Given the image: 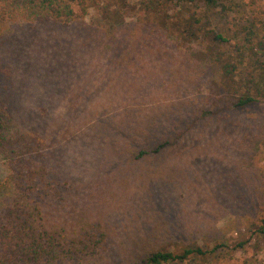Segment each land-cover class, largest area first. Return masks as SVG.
<instances>
[{
  "label": "rangeland",
  "instance_id": "374dc122",
  "mask_svg": "<svg viewBox=\"0 0 264 264\" xmlns=\"http://www.w3.org/2000/svg\"><path fill=\"white\" fill-rule=\"evenodd\" d=\"M220 2L229 12L217 8L212 26L234 36L228 48L241 65L236 80L244 91L248 80L262 75L255 50L242 37L251 30L252 44L264 48V0ZM125 15L131 27L136 17ZM97 21L90 11L77 27L0 25L13 129L44 139L45 161L66 184L63 202L45 203V219L58 222L76 208L101 218L110 233L95 256L68 264H144L160 246L175 252L211 248L224 245L226 237L249 240L246 250H218L208 264L248 258L264 264V234L255 235L264 219V99L235 109L237 95L226 94L204 65L185 59L182 42L165 41L173 57L154 42L162 54L132 55L130 68L126 61L117 64L123 38L107 45L90 39ZM149 45L143 38L139 46ZM152 113L156 125L147 135L135 134L136 152L145 148L148 154L132 159L119 146L126 140L134 145L135 122L152 123ZM8 173L0 161V181Z\"/></svg>",
  "mask_w": 264,
  "mask_h": 264
},
{
  "label": "trees",
  "instance_id": "16d2710c",
  "mask_svg": "<svg viewBox=\"0 0 264 264\" xmlns=\"http://www.w3.org/2000/svg\"><path fill=\"white\" fill-rule=\"evenodd\" d=\"M217 8H221L224 15L229 12V7L220 0H0V25L23 22L33 26L77 27L83 24L90 11H94L98 23H92L94 28L89 38L101 39L107 45L117 42L116 37L121 36L124 46L121 49L127 58L122 54L116 61L117 64L126 61L127 67L135 63L132 55H146L148 52L160 55L164 48L168 53L166 58L173 57L164 45L165 41L178 46L182 42L185 48L180 45L179 51L185 59L196 66L204 65V70L208 69L217 76L226 94H233V98L234 94L237 95V102L234 103L233 99L232 103L236 109L247 106L258 97L264 99V48L260 42L258 46L252 44L251 30L243 35L242 41L251 45L252 53L255 50L254 56L262 75L256 81L248 80L245 90L241 91L244 86L238 85L236 80L241 65L228 48L234 46V36H226L212 26V13ZM128 12L136 17L131 27L126 23L125 14ZM143 38L151 44L145 50L139 46ZM154 42H161L164 48L153 49ZM0 70V161L9 169L8 176L0 181V194L6 192V186L11 189L9 192L6 188L7 195L0 200L7 198L0 207V264H68L95 256L106 247L110 237L101 218L70 208L68 215L58 222L45 219V203L50 200L63 202L66 184L45 161L47 145L44 139L36 133L13 129L15 120L7 104L10 91L7 83L11 72L7 68L0 67ZM152 117V123L135 122L132 128L134 145L126 140L119 146L132 159H142L148 154L145 148L136 152L140 141L135 134L147 135L156 125L155 113ZM170 143L166 141L165 146ZM125 165L130 166L131 159ZM262 221V227L255 232L257 237L264 234V219ZM224 240V245L185 247L179 252L160 246L147 256L144 264H208L217 259L218 250L225 249L223 251L227 254L243 252L249 242L227 237ZM256 245L262 249L259 241ZM242 264H252L251 258Z\"/></svg>",
  "mask_w": 264,
  "mask_h": 264
}]
</instances>
